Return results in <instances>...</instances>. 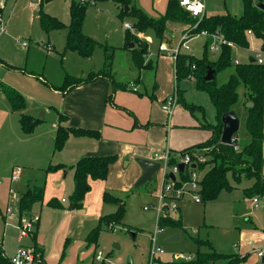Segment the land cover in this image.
<instances>
[{
  "label": "rangeland",
  "instance_id": "1",
  "mask_svg": "<svg viewBox=\"0 0 264 264\" xmlns=\"http://www.w3.org/2000/svg\"><path fill=\"white\" fill-rule=\"evenodd\" d=\"M71 1L51 0L44 4L43 12L67 26L70 22L69 5ZM90 1L86 9L82 31L99 44L88 58L81 57L75 51L65 50L66 27L44 29L41 26L39 10L35 6L38 5V0H0V58L15 67L8 69L10 70L8 72H11L8 75V73L4 74V69L1 70L2 66L0 65V83H6L13 88L15 87L8 81L17 83L27 93L36 95L32 83L23 82V78L17 75L20 73L27 76V72H21L26 70L31 71L29 73H35L38 77L43 75L46 82L37 79L38 77H32L39 82L40 86L53 91L55 87L63 83L67 75L83 77L90 72L100 70L104 61L102 45L114 47L112 61L113 72H116L113 76L114 80H130L131 72L129 70L133 67L132 53L128 44L132 41L126 39L127 33L136 36L138 44L147 42L144 61H150L149 69H153L156 59L159 67H171L173 63L171 54L165 52V56H158V45L159 42H164L169 48L176 47L182 31L177 32L167 24L169 29L174 32L172 38L165 34V40L162 41H159V38L151 29L142 32L137 31L133 26L132 30L126 32L124 23L133 24L135 21V18L125 9L129 6L121 8L116 0ZM96 2L97 4H95ZM204 2L205 15L229 13L239 16L242 13L241 0H204ZM166 4L167 0H131L130 3V5L141 8L147 15L155 18L164 13ZM122 9L124 13L121 12ZM196 26L197 22L192 24V28H196ZM166 32L171 33L170 31ZM137 33L140 35L138 36ZM248 40L250 46L259 43L258 40L253 38H248ZM23 42L26 45H22ZM202 42V37H195L189 41L188 44L192 54L198 57L201 56ZM237 51L234 56L237 55L241 58L244 57L242 54L247 53L244 49H238ZM147 53L152 54L154 61L148 59ZM211 57L213 56L211 55ZM229 74L230 70L217 72L216 82H224ZM141 76L144 82H140L139 89L143 95L146 92L150 94L152 74L146 71V73L142 72ZM181 83L187 89V92H184L186 100L202 105L205 108L206 118L214 122L212 105L206 93L195 89L194 79H185ZM162 103L163 101L161 105ZM174 110H177L181 115L186 114L188 117H180L178 122H174L172 119L170 125V136L172 138L178 139L180 143L192 144L191 141H197L198 138L201 139V137L204 138L207 135L205 139L207 140L210 137L208 130L201 128L199 125L202 119L198 112L192 114L188 110L185 111L181 106L176 107V104ZM19 112L21 113V111L12 109L0 85V209L5 213V208L9 205L12 208L11 216L13 214L12 217H16L18 222L19 211L15 196L20 195L26 187L27 180H29L31 185L34 184L32 186H43V200L32 206L31 213H23L21 216L27 218L38 215L39 218L40 214V226L35 239L32 236L21 238L16 228V222L11 216H8L5 227H3L5 223L1 218L2 229H5V238H8L9 242L12 243L10 246L13 247L19 243L34 244V241L39 243L45 240L46 247H49L51 254L53 253L52 256L48 254L47 263L58 264L60 262L68 264L67 258L63 260L64 262L61 258L64 257L65 253V250L62 249V244L66 240L65 237L74 238L73 234H64L65 226L69 224L70 217L62 215L63 208L54 207L52 204L53 202H59L65 209L68 208L73 181L70 177L63 179L45 170L46 165L50 161L53 162L57 154V150L47 142L50 140L49 137L55 134L56 127L54 125L57 122V117L52 112L47 113L45 118L40 116L41 122L33 129L32 132L34 133L26 136L22 135L23 139L19 140L14 133L16 132L14 128H20V125L17 124L20 116L17 113ZM235 135L238 141L237 144L242 145L245 138L243 129L240 128ZM52 152L54 153L53 156L51 155ZM239 167L243 168L245 165L240 164ZM123 169L126 174L132 175V165H126ZM12 171H18L19 179L10 182ZM241 175L239 182L229 177L233 189L231 191L222 190L213 200L205 202L201 200L200 203H195L190 199H188L189 201L183 200L180 203L183 214L182 228L164 226L162 230H159L156 226L154 212L143 209L145 203L155 199L152 193L155 186L154 179L134 188L135 180L128 188H123L121 186L122 178L114 175L110 177L111 188L108 191L124 200V216L121 222L115 223L112 228H108L107 224L103 223L98 231L95 246L91 245L89 251H94V247L95 250L102 251L107 256V261H102L105 264H146L150 253L151 235L152 232H155L156 247L162 250V253L155 257L157 264L181 262V260L188 261L194 256L197 248L200 251L204 250L203 252L210 250L203 243L200 246L196 245L191 237L208 239L218 252L237 253L243 257L241 264H251V258L254 256L252 251L264 249V230L261 227L252 228L260 230L263 235L258 240L253 239L248 244L240 242L239 233L246 229L249 210H255L253 213L251 212L250 216L257 225L261 224L263 218L260 212L261 206L253 207L248 202V199L252 196L245 194L246 186L250 183L252 185L254 179L244 178L246 177L244 172ZM97 184L90 185L88 191L90 193L83 200L82 207L88 210L86 213H77L76 210L71 209L74 211L75 217L85 223L84 226L90 224L93 227L95 225L93 228L98 226L100 216L113 213L118 206L103 203L102 194L104 190L101 191L100 182ZM9 186L14 189L13 194L8 192ZM63 198L65 202H61ZM57 226L58 228L55 229ZM71 227L73 226L71 225ZM33 231H36V227L33 228ZM38 234L40 237H38ZM173 235H178V239L172 241L167 239ZM94 264H100V262L94 258Z\"/></svg>",
  "mask_w": 264,
  "mask_h": 264
},
{
  "label": "trees",
  "instance_id": "2",
  "mask_svg": "<svg viewBox=\"0 0 264 264\" xmlns=\"http://www.w3.org/2000/svg\"><path fill=\"white\" fill-rule=\"evenodd\" d=\"M51 0H38V10L40 24L44 29L50 27H66L65 50L75 51L81 57H90L99 44L90 36L82 31V24L85 19L86 9L89 6L88 2H80L72 0L69 5L70 22L67 26L59 20L51 17L43 12L45 3ZM121 8L129 6L126 10L134 18L133 26L137 31L153 30L159 41L165 40L167 34V22H177L186 24V29L183 33L195 34L201 30L209 32L218 31L226 39L235 42L239 47L247 48L249 40L246 36V30L250 29L255 38L261 41V46L264 47V11L257 7L258 2L264 0H241L242 13L239 16H234L229 13L203 15L198 19L184 10L179 0H167L166 9L159 17H151L147 15L141 8L130 5L131 0H116ZM124 13L123 9L121 11ZM197 22L196 28H192V24ZM128 32V31H126ZM126 39L134 42L135 46L129 48L132 53L131 59L137 69L148 68L150 61H144V56L147 51V42L138 44L136 36L127 33ZM210 38H203L202 54L200 57L187 53L179 52L174 61L175 67V86L177 92V103L190 113L200 114L202 121L199 122L201 128L210 131V137L204 142L189 146L180 153L189 152L192 149L209 146L210 159L203 165L204 174L201 180V198L202 201L215 199L222 190L231 191L233 186L229 182V177L239 182L244 172V178H253V184L245 189V194L248 196L264 194V176L261 173L262 166V144H263V110H264V67L250 62L249 60L239 64L233 63V51L227 46H221L218 56L211 57L208 51ZM104 61L103 66L97 72H90L86 76L73 77L66 76L60 86L55 87V90L61 93L66 92L72 87L92 81L99 77H107L111 79L113 88H126V84L116 82L112 73L113 61V46L102 45ZM195 64V69L191 70V65ZM8 68H15L12 65L6 64ZM208 67L215 69L213 79L206 81L204 76ZM222 70H230L228 78L222 82H216V74ZM191 73L194 76L195 89L206 93L212 105L214 122L206 118L205 108L200 104H195L192 101L186 100L184 97L185 90L180 87V83L186 79ZM11 107L13 110L22 111L25 106L23 95L16 89L7 84H1ZM111 99V95L108 96ZM247 102H252V106H246ZM235 111L240 119V128L243 129L244 137L248 142L240 146L239 150H234L232 145L222 144L220 136L222 132L221 115L227 111ZM62 118V115H59ZM41 122V118L34 117L24 112L20 113L19 125L23 133H31L35 126ZM99 137V132L87 128H72L58 125L55 131L53 147L55 150H60L68 136ZM233 136H236L235 134ZM116 160L114 155L105 156H83L79 158L72 167L73 173V190L70 194L68 208L78 209L82 207V202L85 194L89 191L90 185L88 179L105 180L108 174L109 165ZM173 161V159H172ZM208 164V165H207ZM244 164L245 167H239ZM63 164L48 165L45 170H57L64 168ZM44 194L43 186L28 187L23 192L18 201L19 217L23 213L31 210L32 205L42 201ZM102 200L105 203L118 205L113 213L105 214L99 217L98 226L93 228L88 236V243H96L98 231L102 224L110 222L119 223L124 216V200L118 196H114L108 192H104ZM54 207H60L58 202H53ZM38 222L35 224L37 226ZM164 226L182 228V215L179 213L177 219L161 218L158 227L163 229ZM32 238L36 237V231L31 234ZM198 246L204 245L210 248L209 251L203 252L199 248L194 253V256L188 261L181 262H166L162 264H241L243 257L237 253L218 252L213 244L208 239L192 238ZM33 247L37 252L40 248L34 242ZM41 263V262H40ZM0 264H13L8 256H6L3 247L0 243ZM100 264H105L100 262Z\"/></svg>",
  "mask_w": 264,
  "mask_h": 264
},
{
  "label": "crops",
  "instance_id": "3",
  "mask_svg": "<svg viewBox=\"0 0 264 264\" xmlns=\"http://www.w3.org/2000/svg\"><path fill=\"white\" fill-rule=\"evenodd\" d=\"M98 1L101 0H97V2ZM97 2L95 4H97ZM35 6L38 8V5ZM167 24H169V26L177 32L183 31L187 27L186 24L177 23V22H167ZM169 26H167V31H170L171 33L167 32V36L172 38V34L174 31L169 29ZM124 30L127 31L125 28ZM180 33L182 34L183 32ZM253 39L258 40L259 42L258 45L255 46H259L261 44V41L259 39L255 37ZM238 49H244L247 51L246 54H242L244 55L243 58L237 55L234 56V54H237ZM238 49L233 51V56L237 58L240 62H245L251 58V52L249 50V47L247 48L239 47ZM157 53L158 56L166 55L165 52L159 50ZM147 56L148 59H152L151 53L150 55L147 53ZM6 64L9 63H7L5 60L0 58V65L2 66L1 70L4 69L3 70L4 74L8 73L9 75L11 72H8L10 71L8 69L10 68L6 67ZM132 67L133 68L132 69L130 68L129 70L131 72L130 80L127 81L116 80V82H119L121 84H126V88L123 89L119 87L120 84H118V88L115 89L113 88V83L111 79L107 77H99L92 81L85 82L83 84L72 87L66 92L61 93L58 90L51 91L45 87L40 86L38 84L39 82L33 78V77L35 78L38 77L36 76L35 73H29L31 71L23 70L21 72L24 73L27 72V76L22 75L20 73H18L17 75L23 78V82L28 81L32 83L33 88L36 91V95H32L31 93H27L23 89V87L19 86V84L8 81L10 82L11 85H13L16 88L17 91H19L23 95L25 99L26 106L21 112L24 111L26 112V114L35 116L37 118H41L39 116L41 115V112H43L42 113L43 118H45L47 113L52 112L55 113L57 117V122L55 123L54 121L55 127L60 125L63 127H72V128H87V129L96 130L100 134L98 138L88 137V136H75L70 134L66 139L63 147L60 150H57V154L56 157L53 159V162L50 161V163L48 164V165L63 164L65 165V167L54 171L51 170L52 171V172L50 171L51 174L55 176L58 175L63 179L70 177L72 178L73 181L74 169L70 166L75 164V162L79 158L83 156L114 155L116 156V160L109 165L108 174L105 180H100V179L93 180L91 178L88 179L89 185L92 184L98 185L97 183L100 182L99 187L101 191L104 190L105 192L106 190V192L110 193L108 191L111 188L110 177L114 175H116L119 178L121 177L122 178L121 186L123 188H128L130 184H132L133 182H135V180L138 179V177L141 174V168L135 160L137 157L157 160V157L161 156L162 154H165L166 151H169L172 155H174L176 152H179V150L204 142L203 140L207 138V135L204 138L203 137H201V139L198 138L197 141L195 140L191 141L192 144L185 143L184 140H183L184 143H180L178 139L172 138V136H170V131H171L170 125L172 124V119L174 120V122H178L180 117L182 118L186 116V114L181 115L177 110L175 111L174 110L175 106L173 107L171 113L169 114H167L161 108L162 106L161 102L164 101L169 95H171V91H174L175 88L174 59L171 67L169 68L166 66L159 67L157 65V59H156V63L154 61L153 69L144 68L139 70L134 66L133 61H132ZM113 71L114 70L112 69V73L114 76L115 75L114 73L116 72ZM146 71L151 72L152 81L150 83V94H147L146 92V94L143 95L139 88H140V82H144L141 76L142 72L146 73ZM39 76L40 77H38L37 79H41L43 82H46L44 79L45 77H43V75H39ZM131 82H133L137 86L136 92L131 90L130 87ZM1 84H6V83L1 82L0 85ZM180 87L187 92V89L182 86V83H180ZM109 95H111L110 100L108 99ZM178 106L181 105L176 103V107ZM185 111L187 110L185 109ZM17 114L20 115V112ZM59 115H62V118H60ZM17 124L19 125V118L17 120ZM14 129L16 131L14 132L15 136H17L19 140L23 139L21 137L22 135L26 136L34 133V132L28 134L23 133L21 132V129L19 127ZM208 132L210 134V131ZM54 137L55 134L49 137L50 141L52 142V146H53ZM247 142L248 139L244 138V143L239 146H243ZM51 155L53 156L54 153L52 152ZM262 156H263V160L261 166V173L264 176V110H263ZM48 165H46V167ZM126 165L127 166L132 165L133 170L131 176L126 174V172L123 169V167H125ZM10 182L12 181L10 180ZM32 185L30 181L27 180L26 187L20 193V195L23 192H25L28 187H32ZM249 186H251V183L248 184L246 187L248 188ZM89 193L90 192H87L85 194V197L89 195ZM20 195L15 196L17 207H18V201ZM85 197L83 200H85ZM254 197L258 198V202L256 204L253 203L252 201V198ZM185 200L189 201L188 199H184V201ZM61 202H65V200L62 201L61 199ZM248 202L249 204H252L253 207L261 206L260 212L262 214L263 220L261 221L260 225H257L253 221V218L250 216L251 212L253 213L255 210L248 211L250 213H247L248 217L246 220H248V222L246 229L239 233L240 242L242 244H246V243L248 244L249 242L253 241V239L258 240L259 237L263 235L260 230L252 229V228L261 227L264 230V194L254 195L250 197V199H248ZM58 204L61 205L60 208L64 209L62 215H66L70 217L69 224H66L65 226L66 230L64 234L74 235V238L65 237L66 240L62 244V249L65 250L64 257L61 258L62 261L67 258L68 264H74L75 262L76 264H94L93 257L95 253V247H94V251H89L90 250L89 248L91 245L95 246V243H88L87 236L95 225L92 227V225L89 224V225H85L86 226L85 227L84 226L85 223L82 222L79 218H76L73 211L76 210L77 213L83 214L86 213L88 210L86 208L84 209L83 207H81L82 209L81 208L73 209V210L69 208L65 209L61 203L58 202ZM29 212L30 213L32 212V208ZM11 213H12V208H11ZM11 213L6 215L0 209V243L3 247L6 256L8 257L12 256L19 247L33 246V244H23V243L16 244L13 247L10 246V244L12 243L9 242L8 238L7 239L5 238V229H2L1 218L5 223L3 227H5V225H7L6 220L8 219V216H11ZM179 213L182 215V221H183V214L181 207ZM12 216L14 215L12 214ZM12 218L15 220L17 224L16 217H12ZM74 220L75 222H73ZM39 221H40V214H39L38 224L36 226L35 238H37V233L40 226ZM71 225L73 227H71ZM58 226L55 229H57ZM38 237H40L39 234ZM34 242L40 248L39 253L41 254V260H42L41 263H35V264H48L47 256L48 254L52 256L53 253L51 254L49 251V247H46L47 244L46 241L43 240L39 243L37 241ZM253 255L254 256L251 258V264H264V262H262L263 258L257 257L254 253ZM58 264H62V263L58 262Z\"/></svg>",
  "mask_w": 264,
  "mask_h": 264
},
{
  "label": "built area",
  "instance_id": "4",
  "mask_svg": "<svg viewBox=\"0 0 264 264\" xmlns=\"http://www.w3.org/2000/svg\"><path fill=\"white\" fill-rule=\"evenodd\" d=\"M80 2H91L90 0H79ZM264 3V1H263ZM180 6L189 12V14L196 18H202L205 14V2L204 0H179ZM124 28L127 31L133 29V25L125 22ZM139 36L140 34L137 33ZM247 38H254V35L250 29L246 30ZM197 37L210 38V43L208 45V51L213 56H218L221 46L227 45L232 51H235L239 46L228 39H226L217 30L214 32H209L207 30H201L197 34L182 33L179 37V41L174 48H169L166 43H159L158 50L163 52H169L175 61L176 55L179 52L191 53V48L189 46V40ZM22 45H26L25 42ZM251 52V58L253 62L264 67V47L261 46H248ZM233 63H241L237 58L233 57ZM195 69V64L191 65V70ZM187 80L194 79V76L189 73L186 77ZM174 80H175V67H174ZM131 90L136 92L137 86L131 82ZM177 103V92L176 86L171 95H169L162 103L161 108L167 113H171L173 107ZM232 146L234 150H239V145L237 144V138L233 136ZM210 147L204 146L200 148H195L189 152H176L172 155L169 151L165 154L157 157L159 163V168L155 172L153 179L155 181V186L152 191L155 199L149 200L143 205V209L146 211L152 210L154 212V220L156 226L158 227L159 220L161 218L177 219L180 211V203L184 199H190L195 203H200L201 198V180L204 174L203 165L210 159ZM173 159V161H172ZM183 163L184 167L182 172L179 171L178 164ZM192 165H194L192 167ZM208 165V164H207ZM173 173L174 178L169 176ZM18 171H12L10 175V180H18ZM10 194L14 193V189L11 186L8 189ZM65 199H62L64 201ZM253 203L258 202V198H252ZM11 208L7 206L5 214H10ZM38 215L32 217H19L16 224V228L19 231L21 238L31 236L35 224L38 222ZM115 222H110L107 224L108 228H112ZM162 253L161 249L156 247V233L152 232L150 241V253L146 260V264H157L155 257ZM253 253L259 257H264V249H255ZM13 264H35L39 263L41 260V254L35 250L33 246H22L17 248L16 252L9 257ZM94 258L99 262L107 261V256L103 254L100 250H95Z\"/></svg>",
  "mask_w": 264,
  "mask_h": 264
},
{
  "label": "water",
  "instance_id": "5",
  "mask_svg": "<svg viewBox=\"0 0 264 264\" xmlns=\"http://www.w3.org/2000/svg\"><path fill=\"white\" fill-rule=\"evenodd\" d=\"M257 7L264 11L263 2H258ZM125 9L127 10L128 8L126 7ZM134 46H135L134 42H130L128 44L129 48H132ZM249 61L253 62V59L250 58ZM214 72H215V69L208 67L207 72L204 76V79L206 81L212 80ZM246 106L248 107L252 106V102H247ZM42 113L43 112H41V115L39 116L43 118ZM221 122H222V132L220 136V142L222 144L232 145L233 135L239 130V127H240V119L235 113V111L231 110V111L224 112L221 115ZM47 142L50 146H52V142L50 140ZM135 160L141 168V174L136 180L134 184V188L139 187L140 185L153 180V176L159 168V163L157 161L147 159V158H142V157H137ZM193 166L194 165H192V167ZM183 167H184L183 163L178 164V168L180 172H182ZM169 176L171 178H174L173 173H170ZM178 237H179L178 235H173V236L168 237L167 239L172 241V240H177ZM262 262H264V257L262 259Z\"/></svg>",
  "mask_w": 264,
  "mask_h": 264
}]
</instances>
